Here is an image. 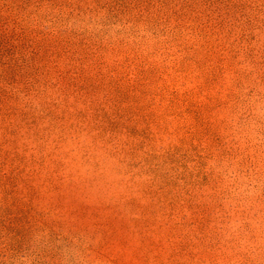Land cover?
<instances>
[{
    "label": "rangeland",
    "instance_id": "rangeland-1",
    "mask_svg": "<svg viewBox=\"0 0 264 264\" xmlns=\"http://www.w3.org/2000/svg\"><path fill=\"white\" fill-rule=\"evenodd\" d=\"M0 264H264V0H0Z\"/></svg>",
    "mask_w": 264,
    "mask_h": 264
}]
</instances>
